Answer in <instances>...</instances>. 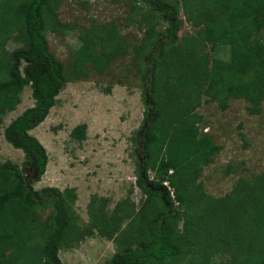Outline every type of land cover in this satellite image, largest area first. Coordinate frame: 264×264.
Here are the masks:
<instances>
[{
	"label": "trees",
	"instance_id": "trees-1",
	"mask_svg": "<svg viewBox=\"0 0 264 264\" xmlns=\"http://www.w3.org/2000/svg\"><path fill=\"white\" fill-rule=\"evenodd\" d=\"M62 1L0 0V124L25 87L33 102L3 130L24 161L0 163V264H61L60 249L94 232L119 247L106 264H264V172L239 178L221 197L205 192L201 173L221 147L200 134L197 112L201 100L224 110L229 100L243 99L250 115L260 114L264 0H123L130 4L125 24L143 33L140 43L126 42L113 24H93L79 31L69 69L49 52L45 36L50 23L62 25ZM183 21L191 35H179ZM9 41L19 46L8 51ZM204 47L226 48L230 61L210 65ZM129 53L145 108L132 139L145 200L107 211L106 199L92 198L90 224L80 229L73 190L34 189L48 157L30 132L44 122L70 72L83 74L87 65L104 71ZM70 138L85 140V127L73 128ZM232 171L229 165L225 173Z\"/></svg>",
	"mask_w": 264,
	"mask_h": 264
},
{
	"label": "rangeland",
	"instance_id": "rangeland-1",
	"mask_svg": "<svg viewBox=\"0 0 264 264\" xmlns=\"http://www.w3.org/2000/svg\"><path fill=\"white\" fill-rule=\"evenodd\" d=\"M129 7V2L123 0H63L56 11L62 25L54 28L50 23L45 32L49 52L69 69L72 55L80 46L79 31L93 24H113L126 42L140 43L143 33L125 24ZM193 32L183 21L179 35ZM18 46L9 41L6 48L12 51ZM208 49L203 50L209 54L210 65L217 62L224 66L230 61L226 48ZM134 62V55L129 53L104 71L87 65L83 74L70 72L68 83L56 97L46 119L30 132L48 157L45 172L33 185L34 189L73 190L75 198L71 207L80 229L90 224L88 205L92 198L106 199L107 211L121 201L138 208L145 200L136 186L135 157L141 155L132 142L145 110ZM32 104L31 90L25 87L15 111L4 116L0 124V163L22 166L23 153L4 140L3 130ZM247 107L243 99L229 100L224 110L217 103L201 100L197 109L203 116L200 134H207L221 147L212 163L203 168L199 179L205 192L212 196L227 194L239 178L264 172V104L259 115H250ZM78 125H83L86 132L85 140L80 143L70 138L72 129ZM229 165H233V171L226 174ZM50 212V209L42 211L41 219L45 220ZM118 250L113 241L94 232L72 247L60 249L59 258L61 264H106Z\"/></svg>",
	"mask_w": 264,
	"mask_h": 264
},
{
	"label": "built area",
	"instance_id": "built-area-1",
	"mask_svg": "<svg viewBox=\"0 0 264 264\" xmlns=\"http://www.w3.org/2000/svg\"><path fill=\"white\" fill-rule=\"evenodd\" d=\"M165 185H167V183H164Z\"/></svg>",
	"mask_w": 264,
	"mask_h": 264
}]
</instances>
